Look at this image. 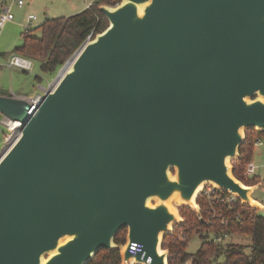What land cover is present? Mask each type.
Here are the masks:
<instances>
[{"label":"water","instance_id":"95a60500","mask_svg":"<svg viewBox=\"0 0 264 264\" xmlns=\"http://www.w3.org/2000/svg\"><path fill=\"white\" fill-rule=\"evenodd\" d=\"M99 9L108 25L34 109L0 95L22 124L0 156V264H86L117 247L121 264H169L163 240L185 222L171 201L200 210L206 183L264 210L262 183L230 164L245 130L264 131V0Z\"/></svg>","mask_w":264,"mask_h":264},{"label":"trees","instance_id":"16d2710c","mask_svg":"<svg viewBox=\"0 0 264 264\" xmlns=\"http://www.w3.org/2000/svg\"><path fill=\"white\" fill-rule=\"evenodd\" d=\"M120 1L95 0L91 6L75 14L47 19L40 25L41 36L32 35L34 27L30 32L24 33L23 44L19 47L21 54L38 61L44 75L55 76L92 30L97 34L108 25L106 16L99 9L100 5H116ZM37 78L41 80L42 77L37 75ZM0 95L12 96L1 89ZM256 140L255 135H249L240 146V157L235 160L233 169L234 175L239 179H242L247 163L252 161ZM249 179L251 182L247 184L261 182L256 177L249 176ZM262 183L264 185V180ZM198 203V211L181 208L185 222L176 224L173 232L163 240V248L169 249V264H182L187 260L190 264H264V210L254 209L240 200L234 210L225 212L229 223L223 224L213 216L207 200L199 197ZM238 211L240 219L236 220ZM193 232L199 233L202 243L195 253H189L186 245ZM212 233L248 234L251 241L249 245L227 240L217 243L211 238ZM125 239L126 229L118 232L114 238L117 244L125 243ZM247 247H250L249 251ZM86 264H121L120 249H101Z\"/></svg>","mask_w":264,"mask_h":264},{"label":"rangeland","instance_id":"374dc122","mask_svg":"<svg viewBox=\"0 0 264 264\" xmlns=\"http://www.w3.org/2000/svg\"><path fill=\"white\" fill-rule=\"evenodd\" d=\"M82 1H85V3L88 4L90 2V0ZM26 18L27 17H22L15 14V19L11 22H8L0 30V89L6 94L12 93V96L20 97L22 99H30L36 94H42L43 88H47L54 84L59 72L58 71L57 74L53 77L46 76L42 73L39 62L33 59V66L31 70H25L19 67H11L8 65V61L12 56L23 55L21 54L19 47L22 46L24 41L25 24L27 22ZM42 23L43 21L41 19H36L33 22L34 28L31 32L32 35L41 36L42 29L40 25ZM37 75H40L42 77L41 80H38ZM9 121L10 119L5 114L0 112V156L10 146L9 144H7L8 135H11L12 132H15L16 135L21 130V127L15 128V130L10 129L8 126ZM245 135L246 139L249 135L261 137L260 142L255 143L254 146L251 159L252 162L255 163L257 168L255 174L251 177L260 179L262 183V181L264 180V131L257 128L248 129L245 130ZM235 160L236 159L231 160L230 164L234 165ZM240 180H242L245 184H247V182H251L249 176H247L245 173H243V177ZM252 196L264 204L263 183L253 192ZM171 205L174 209L178 210L179 214L182 217L183 215L181 213V208H189L180 204L177 199H173L171 201ZM227 241L249 245L251 238L248 234L234 233L227 238ZM201 243L202 239L199 233L193 232L188 238L186 251L189 253H195L199 249ZM247 250L249 251L250 247H247Z\"/></svg>","mask_w":264,"mask_h":264},{"label":"built area","instance_id":"2783aa9c","mask_svg":"<svg viewBox=\"0 0 264 264\" xmlns=\"http://www.w3.org/2000/svg\"><path fill=\"white\" fill-rule=\"evenodd\" d=\"M95 0H90L89 4L87 7L91 6L94 3ZM14 3H16L19 7H22L25 4V0H13ZM15 19L14 13L11 10V7L9 6H5L2 9H0V30L8 23L11 22ZM37 19V16L35 14H29L27 17V22L25 24V32H30L31 29L34 27L33 22ZM95 36V32L94 30H92L89 35L87 36L86 40L84 41V43L88 42L89 40H91L93 37ZM8 65L11 67H19L25 70H31L32 66H33V62L31 59L23 56V55H14L12 56L9 61H8ZM55 83V82H54ZM54 85V84H53ZM53 85L47 87V88H43V93L42 94H38L35 97H32L29 99L30 102H32L33 105V109L36 106V104H38V102L41 100V98L43 97V95L45 94V92H47L49 89H51L53 87ZM32 111V110H31ZM10 122L11 120L8 122V126L10 128ZM21 122L20 125L17 126L16 128H20L21 127ZM12 129V128H10ZM15 130V129H12ZM18 134L15 135V132H12L11 135H8L7 137V144L11 145L15 139L17 138ZM260 140L257 138L256 143H259ZM256 168L257 166L255 165L254 162L250 161L249 163H247L246 168H245V174L247 176H252L255 174L256 172ZM199 197L204 198L205 200H207L211 206V210L213 212V216L217 217L220 219V221L223 224H228L229 220H228V216L226 215V211H232L234 210V208L236 207V205L238 204V201H240V199L238 198V196L230 191H227L225 189H221L219 187H217L216 185L212 184V183H206L204 185V187L202 188ZM198 197V198H199ZM218 207V208H216ZM235 219L239 220L240 219V212H236L235 215ZM231 235L227 234V233H212L211 234V238H213V240L217 243L219 242H224L227 240L228 237H230ZM142 248V244L133 241V243L130 245L129 248V252L132 255H136V253ZM128 264H135L132 261H130ZM144 264V263H141ZM182 264H190V261L187 260L185 262H183ZM217 264H224V262H219Z\"/></svg>","mask_w":264,"mask_h":264},{"label":"crops","instance_id":"0c3cea01","mask_svg":"<svg viewBox=\"0 0 264 264\" xmlns=\"http://www.w3.org/2000/svg\"><path fill=\"white\" fill-rule=\"evenodd\" d=\"M87 4L82 0H25V4L19 7L13 0H0V9L9 6L13 13L22 17L35 14L37 19H41L44 23L50 18L69 16L80 12L88 6ZM257 138L261 140L260 136Z\"/></svg>","mask_w":264,"mask_h":264},{"label":"bare ground","instance_id":"6f19581e","mask_svg":"<svg viewBox=\"0 0 264 264\" xmlns=\"http://www.w3.org/2000/svg\"><path fill=\"white\" fill-rule=\"evenodd\" d=\"M70 66L69 65H67L66 66V68H65V70L66 69H68ZM64 70V71H65ZM64 71L62 72V73H64ZM20 125V122L19 121H14V120H11V122H10V128H12V129H15L17 126H19Z\"/></svg>","mask_w":264,"mask_h":264}]
</instances>
